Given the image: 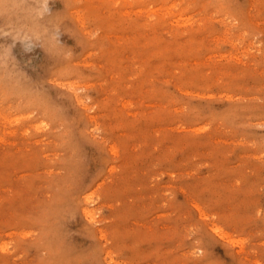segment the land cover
<instances>
[{
  "label": "rangeland",
  "instance_id": "1",
  "mask_svg": "<svg viewBox=\"0 0 264 264\" xmlns=\"http://www.w3.org/2000/svg\"><path fill=\"white\" fill-rule=\"evenodd\" d=\"M0 264H264V0H0Z\"/></svg>",
  "mask_w": 264,
  "mask_h": 264
},
{
  "label": "bare ground",
  "instance_id": "2",
  "mask_svg": "<svg viewBox=\"0 0 264 264\" xmlns=\"http://www.w3.org/2000/svg\"><path fill=\"white\" fill-rule=\"evenodd\" d=\"M83 209V208H82ZM86 209V208H85ZM85 211H87V210H85ZM90 212V211H89ZM85 213V212H84Z\"/></svg>",
  "mask_w": 264,
  "mask_h": 264
}]
</instances>
